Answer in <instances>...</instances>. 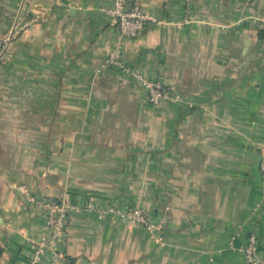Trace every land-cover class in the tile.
<instances>
[{"label":"crops","instance_id":"1","mask_svg":"<svg viewBox=\"0 0 264 264\" xmlns=\"http://www.w3.org/2000/svg\"><path fill=\"white\" fill-rule=\"evenodd\" d=\"M112 2L0 0V39L29 23L0 58V264L49 236L26 191L70 205L66 264H247L251 234L264 264V0H142L136 38Z\"/></svg>","mask_w":264,"mask_h":264},{"label":"built area","instance_id":"2","mask_svg":"<svg viewBox=\"0 0 264 264\" xmlns=\"http://www.w3.org/2000/svg\"><path fill=\"white\" fill-rule=\"evenodd\" d=\"M36 1V0H33ZM113 17L121 38H136L144 32L148 24L153 19L144 11L142 0H113L111 8L108 10ZM154 22V21H153ZM29 23L23 26L14 25L8 34L0 39V58L3 57L6 48L16 41L22 31L28 27ZM118 67L126 69L119 60V53L114 52L106 61L105 68ZM140 79L148 91L149 101L153 105H158L162 101H178V96L169 95L163 90L162 85L146 80L142 75L132 73ZM260 171L264 178V142L260 145ZM28 201L43 209L46 212V227L49 236L40 243L28 258L26 264H42L49 253L47 259L48 264H66L65 256L61 250V245L66 237L68 225V214L70 205L66 201H42L34 197H29ZM96 208L93 203H89L84 207L85 211H94ZM100 217L107 215L116 216L121 221L132 225L144 227L150 232H155L160 228L159 224L152 221L148 215L140 208H131L128 210H119L109 208L106 210H97ZM258 239L255 234H251L248 238L244 255L247 264H259L260 259L257 252Z\"/></svg>","mask_w":264,"mask_h":264},{"label":"rangeland","instance_id":"3","mask_svg":"<svg viewBox=\"0 0 264 264\" xmlns=\"http://www.w3.org/2000/svg\"><path fill=\"white\" fill-rule=\"evenodd\" d=\"M27 192H28V191L25 192V195H26L25 197H26V199H28V198L30 197V195H29Z\"/></svg>","mask_w":264,"mask_h":264}]
</instances>
